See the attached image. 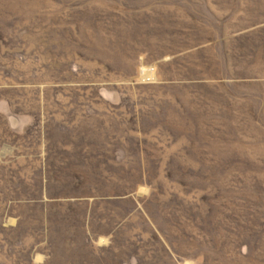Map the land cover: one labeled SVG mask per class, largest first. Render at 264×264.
I'll list each match as a JSON object with an SVG mask.
<instances>
[{"label":"rangeland","instance_id":"374dc122","mask_svg":"<svg viewBox=\"0 0 264 264\" xmlns=\"http://www.w3.org/2000/svg\"><path fill=\"white\" fill-rule=\"evenodd\" d=\"M233 7L0 0V264H264V88L187 81Z\"/></svg>","mask_w":264,"mask_h":264},{"label":"crops","instance_id":"0c3cea01","mask_svg":"<svg viewBox=\"0 0 264 264\" xmlns=\"http://www.w3.org/2000/svg\"><path fill=\"white\" fill-rule=\"evenodd\" d=\"M236 8L220 9L215 25L195 26L194 46L186 48L188 58L194 51V84H218L229 88H264V0H222ZM241 6H245L244 8ZM187 33L190 27L187 26ZM189 39V38H187ZM188 41V40H187ZM187 58V59H188Z\"/></svg>","mask_w":264,"mask_h":264}]
</instances>
